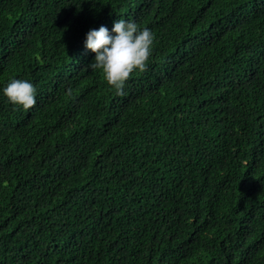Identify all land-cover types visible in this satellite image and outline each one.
Here are the masks:
<instances>
[{
	"label": "trees",
	"instance_id": "obj_1",
	"mask_svg": "<svg viewBox=\"0 0 264 264\" xmlns=\"http://www.w3.org/2000/svg\"><path fill=\"white\" fill-rule=\"evenodd\" d=\"M118 19L154 35L120 95ZM0 264H264V0H0Z\"/></svg>",
	"mask_w": 264,
	"mask_h": 264
},
{
	"label": "clouds",
	"instance_id": "obj_2",
	"mask_svg": "<svg viewBox=\"0 0 264 264\" xmlns=\"http://www.w3.org/2000/svg\"><path fill=\"white\" fill-rule=\"evenodd\" d=\"M153 44L154 35L150 29H142L137 23L124 19L115 21L111 32L105 26L89 30L85 39V48L95 54L89 67L101 70L107 84L118 95L123 94L134 72L147 70ZM3 94L10 104L25 111L36 105L37 89L26 80L12 79Z\"/></svg>",
	"mask_w": 264,
	"mask_h": 264
}]
</instances>
